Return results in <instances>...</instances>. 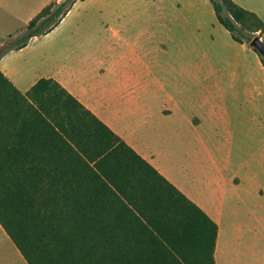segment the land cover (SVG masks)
Returning a JSON list of instances; mask_svg holds the SVG:
<instances>
[{
  "label": "crops",
  "instance_id": "0c3cea01",
  "mask_svg": "<svg viewBox=\"0 0 264 264\" xmlns=\"http://www.w3.org/2000/svg\"><path fill=\"white\" fill-rule=\"evenodd\" d=\"M50 1H25L22 26ZM234 1L264 22V0ZM126 3L76 0L50 31L6 51L0 70L22 92L57 80L198 205L217 224L215 264H264L260 54L210 0H167L155 17L120 21Z\"/></svg>",
  "mask_w": 264,
  "mask_h": 264
},
{
  "label": "trees",
  "instance_id": "16d2710c",
  "mask_svg": "<svg viewBox=\"0 0 264 264\" xmlns=\"http://www.w3.org/2000/svg\"><path fill=\"white\" fill-rule=\"evenodd\" d=\"M75 1L46 4L0 57ZM210 1L234 40L264 41L256 13ZM0 225L28 264H215L217 224L198 205L57 80L22 92L1 70Z\"/></svg>",
  "mask_w": 264,
  "mask_h": 264
},
{
  "label": "rangeland",
  "instance_id": "374dc122",
  "mask_svg": "<svg viewBox=\"0 0 264 264\" xmlns=\"http://www.w3.org/2000/svg\"><path fill=\"white\" fill-rule=\"evenodd\" d=\"M25 1L27 0H0V50L13 46L16 43L17 39L25 33V26H22V22L20 21L21 19L19 18V13H21L25 8V7L23 8L21 7ZM118 1L127 2L125 5L121 7L119 12L116 13L117 15H119V20L124 21L125 19L134 18L140 15H148L149 17H155L157 10L156 7L158 6V4L163 3L164 1L167 0H118ZM252 22L255 23L254 21ZM149 27L152 28L150 33L155 32L156 23H150ZM251 27L254 26L251 25ZM246 32L248 33V36L251 37L259 33L258 30L252 32L249 29H246ZM261 35L264 36V31L261 32ZM154 39L155 36L153 38L150 37L147 42L149 45V57L153 60H155V57L157 55L153 42ZM167 168L170 171L173 170L171 165H167ZM0 264H28L27 261L19 252L18 248L15 246L12 240L7 236L6 232L3 230L1 226H0Z\"/></svg>",
  "mask_w": 264,
  "mask_h": 264
},
{
  "label": "water",
  "instance_id": "95a60500",
  "mask_svg": "<svg viewBox=\"0 0 264 264\" xmlns=\"http://www.w3.org/2000/svg\"><path fill=\"white\" fill-rule=\"evenodd\" d=\"M249 45L255 48L259 52V54L264 56V41L259 35H254L250 39Z\"/></svg>",
  "mask_w": 264,
  "mask_h": 264
}]
</instances>
